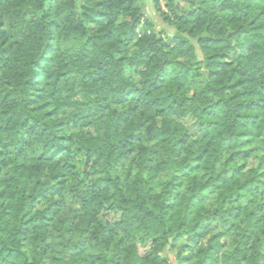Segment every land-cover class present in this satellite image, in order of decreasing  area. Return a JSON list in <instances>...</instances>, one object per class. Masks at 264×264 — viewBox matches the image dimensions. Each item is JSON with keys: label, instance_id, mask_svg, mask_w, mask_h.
I'll list each match as a JSON object with an SVG mask.
<instances>
[{"label": "trees", "instance_id": "16d2710c", "mask_svg": "<svg viewBox=\"0 0 264 264\" xmlns=\"http://www.w3.org/2000/svg\"><path fill=\"white\" fill-rule=\"evenodd\" d=\"M142 1L0 0V264H264V0Z\"/></svg>", "mask_w": 264, "mask_h": 264}, {"label": "rangeland", "instance_id": "374dc122", "mask_svg": "<svg viewBox=\"0 0 264 264\" xmlns=\"http://www.w3.org/2000/svg\"><path fill=\"white\" fill-rule=\"evenodd\" d=\"M179 3H180V1H179ZM142 5H143V10H144L146 16L149 18L151 23H154L158 29L166 27L164 24H162L160 18L158 17V15L155 12L153 0H143ZM160 5H161L163 10L167 9L166 8V0H160ZM187 6H190V4L188 3ZM7 22L8 21L6 20L5 26H7V24H8ZM235 58H236L235 55L228 56V61H231V62L235 61ZM184 124H186V126L188 127L190 134L197 132L198 125L191 117L187 118L184 121ZM256 164H257V160L253 159L250 161L249 167L250 168L254 167V166H256Z\"/></svg>", "mask_w": 264, "mask_h": 264}]
</instances>
